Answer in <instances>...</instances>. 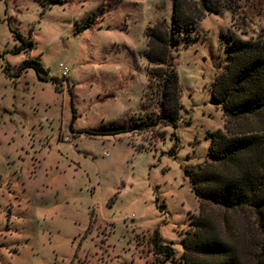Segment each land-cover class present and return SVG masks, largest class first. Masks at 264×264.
Listing matches in <instances>:
<instances>
[{"label": "rangeland", "instance_id": "374dc122", "mask_svg": "<svg viewBox=\"0 0 264 264\" xmlns=\"http://www.w3.org/2000/svg\"><path fill=\"white\" fill-rule=\"evenodd\" d=\"M174 1L0 0V264H184L201 214L185 171L233 127L212 85L227 46L264 32V0H184L202 18L171 49L181 117L145 127L147 32L173 24ZM26 62L40 68L19 75Z\"/></svg>", "mask_w": 264, "mask_h": 264}, {"label": "trees", "instance_id": "16d2710c", "mask_svg": "<svg viewBox=\"0 0 264 264\" xmlns=\"http://www.w3.org/2000/svg\"><path fill=\"white\" fill-rule=\"evenodd\" d=\"M200 18L184 0H175L173 24L160 23L147 32L148 87L158 86L156 95L152 92L158 112L145 127L160 122L177 127L182 100L171 49L184 30L196 29ZM12 31L21 42L14 50L18 53L29 42L22 32ZM225 52L226 68L214 81L212 94L233 127L212 131L210 159L185 171L201 214L183 238L184 264H264V32L257 39L236 37ZM29 66L40 68L26 62L18 74ZM74 122L75 116L71 126ZM177 146L175 142L172 151ZM150 242L166 261L175 256L158 228Z\"/></svg>", "mask_w": 264, "mask_h": 264}]
</instances>
